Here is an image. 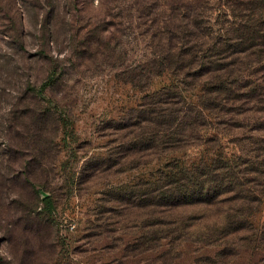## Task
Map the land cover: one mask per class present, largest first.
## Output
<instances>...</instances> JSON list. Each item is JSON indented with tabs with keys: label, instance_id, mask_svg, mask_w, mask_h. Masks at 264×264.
Segmentation results:
<instances>
[{
	"label": "rangeland",
	"instance_id": "374dc122",
	"mask_svg": "<svg viewBox=\"0 0 264 264\" xmlns=\"http://www.w3.org/2000/svg\"><path fill=\"white\" fill-rule=\"evenodd\" d=\"M191 1L229 26V0ZM178 2L0 0V264H264V164L251 171L264 49L201 76L200 60L176 69ZM239 75L250 86L213 91ZM219 156L256 200L138 207L170 169ZM226 214L248 223L206 240Z\"/></svg>",
	"mask_w": 264,
	"mask_h": 264
},
{
	"label": "trees",
	"instance_id": "16d2710c",
	"mask_svg": "<svg viewBox=\"0 0 264 264\" xmlns=\"http://www.w3.org/2000/svg\"><path fill=\"white\" fill-rule=\"evenodd\" d=\"M228 5L231 7L230 19L227 20L229 26L223 23L217 26L220 20H213V16L208 14L203 5L195 4L191 0L169 5L172 22L165 40L169 41L171 47L169 49L168 46L165 47L167 52L172 51L171 58L174 60L172 64L176 69L189 71L194 60L197 62L200 60V65L194 72L201 76L234 66L237 58H233L234 56L248 51L254 53L252 50L255 48L264 49V0H229ZM157 6L162 8V5ZM223 61L226 62L222 63ZM244 80L240 75L238 81L223 80V87H214L213 91L223 94L222 91L227 88L230 95L236 94L238 90L250 86V83ZM257 89L250 87L249 92L260 93ZM249 92L246 91L245 94L251 96ZM210 93L211 91L206 92L208 96ZM194 108L202 116L203 112L197 107ZM263 160L264 153L263 159L256 162L257 166L251 171L257 173V167L264 164ZM245 173L237 170L235 159L226 156L203 161L199 165L178 166L158 179V185L152 196L147 198L148 193L144 192L138 197V207L151 206L170 210L186 206H212L221 201L223 203L237 199L256 200L244 186L243 182L246 180L242 174ZM224 196L229 200L223 199ZM222 220L224 221L219 225L215 224L212 232L205 235L206 240H209L210 236L213 243L222 242L228 235L248 223L247 218L239 219L232 214H226ZM224 246H229L231 250L234 248L232 244ZM216 262L211 260L209 263L217 264Z\"/></svg>",
	"mask_w": 264,
	"mask_h": 264
}]
</instances>
